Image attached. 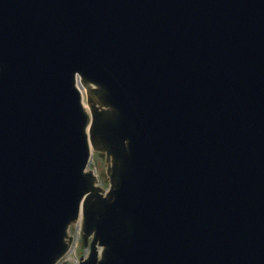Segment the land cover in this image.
<instances>
[{
    "label": "water",
    "instance_id": "water-1",
    "mask_svg": "<svg viewBox=\"0 0 264 264\" xmlns=\"http://www.w3.org/2000/svg\"><path fill=\"white\" fill-rule=\"evenodd\" d=\"M80 211L79 264H264V0H0V264Z\"/></svg>",
    "mask_w": 264,
    "mask_h": 264
},
{
    "label": "rangeland",
    "instance_id": "rangeland-1",
    "mask_svg": "<svg viewBox=\"0 0 264 264\" xmlns=\"http://www.w3.org/2000/svg\"><path fill=\"white\" fill-rule=\"evenodd\" d=\"M83 93H86V90L83 88ZM85 107L89 111V107L84 98ZM106 166V161L103 156H100L97 151H93L88 168L94 169L97 174V183L103 188L107 187V182L99 175L101 169H104ZM81 223L82 216L68 226V234L71 235V241L69 243L67 251L55 264H79L80 255H86L88 253V246L81 244Z\"/></svg>",
    "mask_w": 264,
    "mask_h": 264
},
{
    "label": "bare ground",
    "instance_id": "bare-ground-1",
    "mask_svg": "<svg viewBox=\"0 0 264 264\" xmlns=\"http://www.w3.org/2000/svg\"><path fill=\"white\" fill-rule=\"evenodd\" d=\"M87 85H88V84H84V83H80V84H79V87L81 88L82 92H83V88H84V89H85V88L87 89ZM84 106H85V103H84ZM80 216H81V211L79 212V216H78V218H77L76 220H78V219L80 218ZM76 220H75V221H76Z\"/></svg>",
    "mask_w": 264,
    "mask_h": 264
}]
</instances>
